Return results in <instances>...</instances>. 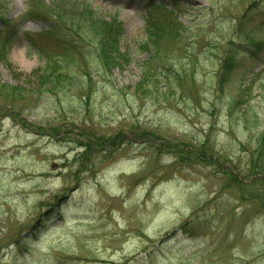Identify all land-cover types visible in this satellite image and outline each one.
<instances>
[{
  "label": "rangeland",
  "instance_id": "1",
  "mask_svg": "<svg viewBox=\"0 0 264 264\" xmlns=\"http://www.w3.org/2000/svg\"><path fill=\"white\" fill-rule=\"evenodd\" d=\"M156 1L174 33L162 57L144 45ZM85 4L122 24L131 62L99 69ZM52 16L77 30L70 48L44 31ZM0 19L15 31L0 58V264H264V176L250 165L264 175V0H0ZM149 63L159 83L137 90ZM176 66L193 75L184 93ZM229 165L240 184L218 173Z\"/></svg>",
  "mask_w": 264,
  "mask_h": 264
},
{
  "label": "trees",
  "instance_id": "2",
  "mask_svg": "<svg viewBox=\"0 0 264 264\" xmlns=\"http://www.w3.org/2000/svg\"><path fill=\"white\" fill-rule=\"evenodd\" d=\"M81 11L83 12V22L87 26L88 33H91L94 39L97 40V44L94 45V49L98 54L97 57L99 61L97 60V65L99 66V69H101L103 72L107 71L111 73L114 68H121L123 64L131 62L133 60V58L130 56L129 50L124 49L122 46L121 43L122 30L119 24L113 21L108 22L104 18H97L96 14L90 7L81 9ZM162 21L163 23H165V25H163L162 23H158L155 19H150V21L148 19L145 30V39L147 42H145L144 44V45L150 44L151 53H154L160 57H162L163 53H165L161 48L162 39L168 34H174L172 28L170 27L173 24L170 21H164V20ZM76 33L77 30L70 27L68 24L64 25V28L63 26H55L53 24L52 29L48 32L49 35L62 39L64 41L63 43L64 48L65 47L70 48V43H71L70 36ZM138 49L141 50L142 47H139ZM236 55L237 52L234 49H232L228 51V53L224 58L221 59L222 60L221 77H220V82L218 81V84H221V81L230 72L231 67L233 69L236 66L235 63ZM149 68H150V63H149V67L147 66L145 69L142 68L144 81L148 83L143 84L142 87H140V84L138 83L136 88L137 90L144 91L146 90L147 86L150 88L151 86H155L156 84L159 83V81L157 80V76H154L155 68L150 69V71ZM165 69L170 70L166 65L163 68H160L159 70L163 71L164 73ZM161 71H159L158 74H160ZM171 72L173 75H175V80L174 79L173 81L169 80V83L174 85L175 89H176L175 83H177L178 86L181 87V92L183 93L184 91H186L187 84L194 83L193 75L192 72H190V70L184 72L182 77H181L182 71L178 69L177 66ZM49 76H53L55 81L64 78L63 77L64 75L58 70V68L54 70ZM222 76L224 78L221 80ZM153 82L155 83L153 84ZM53 86L54 84H52L51 86V84L45 83L44 87H41V89L44 88L42 94H49V95L54 94V91L51 88ZM3 88H5V86L0 85V91ZM175 89H171L170 91H176ZM19 96L20 93L14 90H12L11 93L4 95V97L6 98H13ZM47 128L50 134H52V136H60L67 132V131H62L58 127H51L50 123H48L46 127L42 128V130H46ZM261 134L263 133L261 132L260 135ZM76 135L78 138L81 139L82 137H84V134L81 133L80 134L76 133ZM258 135L255 137L254 140L255 146L253 148V151L256 150V152L261 151L260 143L263 141L262 138L258 139ZM256 140H257V147H256ZM88 145L91 147V143L90 144L88 143ZM177 152L180 154V152L183 153V150L180 151L178 150ZM254 169L257 170L256 167Z\"/></svg>",
  "mask_w": 264,
  "mask_h": 264
}]
</instances>
